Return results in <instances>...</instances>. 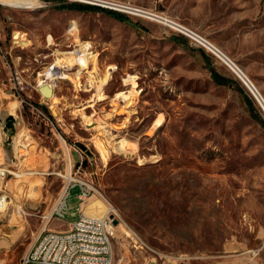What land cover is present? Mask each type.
<instances>
[{
    "label": "rangeland",
    "instance_id": "obj_1",
    "mask_svg": "<svg viewBox=\"0 0 264 264\" xmlns=\"http://www.w3.org/2000/svg\"><path fill=\"white\" fill-rule=\"evenodd\" d=\"M110 1L208 36L264 95V0ZM74 2L97 5L0 2V162L21 174L4 180L0 264H23L69 177L87 181L92 196L81 203L72 188L64 217L48 227L69 229L80 205L93 214L112 209L114 264H264V112L256 99L229 67L163 21L59 6ZM84 44L88 68L70 57ZM129 75L138 94L128 104L116 94L133 89ZM121 139L133 153L117 150Z\"/></svg>",
    "mask_w": 264,
    "mask_h": 264
},
{
    "label": "built area",
    "instance_id": "obj_2",
    "mask_svg": "<svg viewBox=\"0 0 264 264\" xmlns=\"http://www.w3.org/2000/svg\"><path fill=\"white\" fill-rule=\"evenodd\" d=\"M89 3L110 7L122 11H130L140 16H147L158 19L168 24L170 28L190 39L196 46L206 50L208 53L215 56L219 61L229 67L235 75L244 83L252 96L256 99L261 109L264 112V95L253 79L244 71V69L225 51L219 50L217 44L208 36L198 30L186 25L185 23L173 19L169 16L162 15L157 12L148 11L138 7H133L126 3L115 2L110 0H78ZM1 48V46H0ZM32 110L36 111L45 122L54 124L51 115L44 112L41 106L31 105ZM8 174L18 175L15 171L5 167L0 162V212L8 209L7 184L4 185V180ZM73 179H68L59 197L58 203L53 207L52 211L44 216V225L42 231L36 241L24 255L23 264H65V256L78 257V264H83V260H91V264H114L113 257V219L110 218L111 210L106 211L102 215L86 213L81 205L78 207L79 213L77 218L72 223V226L67 230H53L48 227L51 219L54 216L64 217V209H67V197L71 194L74 187L78 188L77 198L81 203H84L92 196L93 187L84 180H79L72 183ZM73 227H82V235L73 234ZM55 237H63L61 245V257H54ZM73 237H80V247H73ZM139 241V240H135ZM98 245H105L111 252V261H104L100 258Z\"/></svg>",
    "mask_w": 264,
    "mask_h": 264
},
{
    "label": "bare ground",
    "instance_id": "obj_3",
    "mask_svg": "<svg viewBox=\"0 0 264 264\" xmlns=\"http://www.w3.org/2000/svg\"><path fill=\"white\" fill-rule=\"evenodd\" d=\"M2 1H10L12 3L13 2H16V3L20 2V0H0V2H2ZM21 1H23V0H21ZM217 47H218L219 50L224 51L219 45H217ZM88 50H89V45L84 44V45H81L80 48H78L75 51L71 52V56L70 57H71L72 61L74 62V64L81 65L82 68H88V62L90 60V57H92V56H90L91 52L88 51ZM93 60H95V59H93ZM55 63H56V61H55ZM62 63H63V60L61 58H58L57 59V65L61 67ZM51 71H52L51 69H47V71H46V73H47V75L49 77H51L53 75L52 74L53 72H51ZM91 71H94V69L91 70ZM65 76L66 75H64V78H65ZM109 77H110V72H108L106 74V76L104 78H102V80H100V83L98 82L99 83L98 90L102 89V86L107 83V81L109 80ZM126 80L129 81L130 84H132L131 86H132L133 89L130 92H127V91L119 92L118 94H116V97L117 98H123L124 100H128V104H129L131 102V99L133 100V97H135V95L138 94V90L135 89L136 85H137L136 76L129 75V77ZM76 86H77V84H76ZM43 92H44V95L46 97H49V96L52 95V90H50L47 87L43 88ZM162 117L157 119V121H156L157 126L162 125V123H163V118ZM87 120L91 121L90 117ZM86 123H89V122H86ZM128 142H131V141H128ZM129 145L126 144V140H124V139L122 140L121 139V141H119V143L116 145V148H117V150L121 151L122 153H127V154L133 153L134 151L132 149H130L129 147H127ZM133 148H134V146H133ZM101 153H102L103 158L106 159L107 158V153L105 152V150L103 148H101ZM19 175H21V174H19ZM69 179H70V177H69ZM109 210H111V209H109ZM19 213H20V211H19ZM73 234L82 235V227H73ZM62 244H63V237H55L54 257H61V245ZM73 247H80V237H73ZM98 252H100V258L101 259H104V261H111V252H109V249H107V247H105V245H98ZM65 264H78V257H76V256H65ZM83 264H91V260H83Z\"/></svg>",
    "mask_w": 264,
    "mask_h": 264
},
{
    "label": "trees",
    "instance_id": "obj_4",
    "mask_svg": "<svg viewBox=\"0 0 264 264\" xmlns=\"http://www.w3.org/2000/svg\"><path fill=\"white\" fill-rule=\"evenodd\" d=\"M59 6L60 7H64V8H69V9L81 10V11H87V10H91V9H100V10H105V11L115 15L119 19H124L125 18L124 14H122L119 11H116V10H113V9H110V8L100 7V6H97V5L86 4V3L74 2V3L60 4ZM179 38L182 39L181 37H179ZM202 53L208 59V56L204 53V51H202ZM210 69H211L212 77L217 83H220V84H225L226 83L225 81H221L223 79L227 80L228 78L226 76H224V75L220 74L219 72H217L214 67L213 68L210 67Z\"/></svg>",
    "mask_w": 264,
    "mask_h": 264
},
{
    "label": "water",
    "instance_id": "obj_5",
    "mask_svg": "<svg viewBox=\"0 0 264 264\" xmlns=\"http://www.w3.org/2000/svg\"><path fill=\"white\" fill-rule=\"evenodd\" d=\"M41 89V88H40ZM14 121V117L11 115L8 119V127H10L12 125ZM79 146L81 147V149H83L86 153L91 154V151L87 148L86 145L79 143ZM110 218L113 219V224L117 225L119 223V220L117 218L114 217V214H110Z\"/></svg>",
    "mask_w": 264,
    "mask_h": 264
},
{
    "label": "crops",
    "instance_id": "obj_6",
    "mask_svg": "<svg viewBox=\"0 0 264 264\" xmlns=\"http://www.w3.org/2000/svg\"><path fill=\"white\" fill-rule=\"evenodd\" d=\"M92 212H93V209H90ZM97 215H101L102 214V212L100 211V210H97L96 212H95ZM94 213V214H95ZM91 214H93V213H91ZM74 221H71V223H73Z\"/></svg>",
    "mask_w": 264,
    "mask_h": 264
}]
</instances>
